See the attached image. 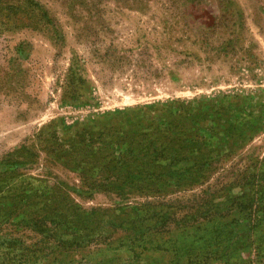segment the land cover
Returning <instances> with one entry per match:
<instances>
[{
	"label": "rangeland",
	"instance_id": "1",
	"mask_svg": "<svg viewBox=\"0 0 264 264\" xmlns=\"http://www.w3.org/2000/svg\"><path fill=\"white\" fill-rule=\"evenodd\" d=\"M0 264H264V0H0Z\"/></svg>",
	"mask_w": 264,
	"mask_h": 264
}]
</instances>
